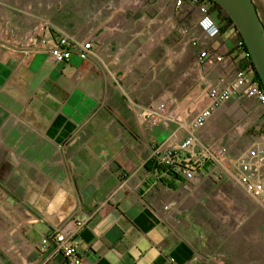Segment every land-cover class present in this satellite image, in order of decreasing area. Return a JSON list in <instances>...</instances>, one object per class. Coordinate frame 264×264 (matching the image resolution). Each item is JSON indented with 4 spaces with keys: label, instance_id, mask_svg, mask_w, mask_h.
Segmentation results:
<instances>
[{
    "label": "crops",
    "instance_id": "obj_1",
    "mask_svg": "<svg viewBox=\"0 0 264 264\" xmlns=\"http://www.w3.org/2000/svg\"><path fill=\"white\" fill-rule=\"evenodd\" d=\"M45 1L0 0V6L17 9L26 25H46L49 36L61 29L96 39V56L56 63L36 45L24 46L36 37L0 38V264H64L51 244L37 250L43 237L62 229L74 232L83 264H234L244 253L233 236L248 209L235 206L209 162L196 166L199 185L224 193L173 209L180 204L173 196L185 195L188 181L156 172L150 155L174 125L147 118L149 108L159 106L167 118L192 119L207 105L211 85L233 80L240 59L234 28L206 38L196 7L185 3L189 51L179 50L181 77L171 87L169 52L155 58L154 41L169 34L168 10L172 4L180 11L177 0H150L160 17L123 19L129 25L144 21L141 29L115 27L122 18L94 20L89 12L77 23L67 2ZM203 48L224 55L223 62L197 67ZM209 120L218 130L240 120L225 127L230 140L255 123L262 128L261 109L240 91Z\"/></svg>",
    "mask_w": 264,
    "mask_h": 264
},
{
    "label": "built area",
    "instance_id": "obj_2",
    "mask_svg": "<svg viewBox=\"0 0 264 264\" xmlns=\"http://www.w3.org/2000/svg\"><path fill=\"white\" fill-rule=\"evenodd\" d=\"M189 3L196 7L200 17L198 28L206 38L211 39L220 35V27L205 5L197 0H177L176 6ZM46 25H38L34 29L37 39L36 49L48 54L56 63L64 62L72 55L82 60L96 56L95 40L80 39L64 30H55V35L45 34ZM240 42L238 40L237 50ZM239 53V52H238ZM28 56V55H27ZM26 56V57H27ZM241 56V55H240ZM247 56L249 57L248 53ZM224 60V55L212 48H203L197 54V67L218 65ZM233 80L226 84L222 80L211 85L207 90V105L192 119L174 120L162 115L161 107L149 108L150 123H173L169 135L160 143L154 145L150 159L158 165L169 166L171 170L191 184L199 180L197 164L209 162L218 172L220 178H226L242 189L244 194L264 210V90L250 69L234 66ZM252 98L261 109L263 134L252 136L250 146L238 155H231L220 142L204 138L200 130L204 127L212 112L221 105L228 103L238 92ZM134 108L136 104L132 103ZM190 154L192 158L186 157ZM167 204L165 209H170ZM54 253H60L64 264H83L74 232L59 230L45 236L37 245L39 252H44L49 245Z\"/></svg>",
    "mask_w": 264,
    "mask_h": 264
},
{
    "label": "rangeland",
    "instance_id": "obj_3",
    "mask_svg": "<svg viewBox=\"0 0 264 264\" xmlns=\"http://www.w3.org/2000/svg\"><path fill=\"white\" fill-rule=\"evenodd\" d=\"M174 2V0H171ZM256 6L258 16L261 22L264 25V0H252ZM46 2L42 0V3ZM51 3L54 5H59L63 2H67L70 7L73 8L74 15L71 16L70 20L80 23L82 16H85L88 12L89 17L93 18L94 20L97 19L99 16H108L112 17L113 19H121L119 23L115 24V27L119 28H146V24L144 21H137L133 22L132 25L124 23V18L129 17L131 19H135L138 16H158L160 17L161 14H157V10L153 8H149L151 1L146 0L142 4L134 5L135 0H50ZM178 7V6H177ZM176 8V7H175ZM174 6L171 4L170 9L168 10L169 15V34L164 36L163 38L160 36L158 37L157 41H154V49H155V58L160 59L161 50L168 51L169 56V65L171 66L170 70V83L171 87L175 86L178 82V77H181V72L178 74L177 72V65H178V52L181 49H185V52L189 51V45L186 43V39L184 37V26L183 24L190 19V16L184 12L181 6H179L180 11H175ZM8 11V12H6ZM100 12V14H99ZM199 15V13H198ZM18 16H22L16 10L13 9H6L0 6V38L1 40H7V38H29L34 37V29L42 24L39 23L37 25H26L21 20L18 19ZM118 22V21H117ZM114 24V22L112 21ZM183 23V24H182ZM43 25V24H42ZM160 24L150 25L149 28L160 27ZM96 42V39H93ZM20 42V41H19ZM36 45V42L31 44H26L24 46L33 47ZM27 49V48H26ZM165 54V53H164ZM163 58H166L165 55ZM188 78V77H187ZM188 80V79H187ZM242 122L240 120L229 121L227 124L221 125L218 130L216 127L217 125L211 124L210 120L204 125V127L200 130V134L204 136V138L211 139L217 142L222 143L228 150V152L236 156L240 152L247 149L250 144L252 137H246V133L249 129H253L254 131H258L255 127H258L256 123L250 128L247 129L245 134L237 139H228L226 136L225 127L228 126L229 128H233V126H239ZM258 123V122H257ZM262 126V124H260ZM213 167V166H212ZM214 169V167H213ZM215 170V169H214ZM216 171V170H215ZM217 172V171H216ZM217 178L219 179V175L217 172ZM226 185L224 186L223 190L225 189L235 200V206L238 208V205H241V208L245 211L248 209L249 213L246 216H242L240 223H242L240 229L236 231L234 234V241L242 242L241 249L244 253V256L241 254L235 258L234 264H264V210L255 204L250 198H248L242 189L237 185L231 183L228 179L222 178ZM200 177L196 184H190L187 182L185 184L184 192L185 195H179L178 197L175 195L173 196L174 199L179 201L173 207L178 209L182 207L187 202H196V204H202L201 200L203 198H207V195L212 193H224L223 190H217V192H211V190H207V187H202L200 184ZM196 187V188H195ZM202 189V190H201ZM192 195V196H191ZM191 196V197H190ZM212 197V196H211ZM171 196L167 199V201L171 200ZM165 202V201H164ZM236 208V209H237ZM218 209V216L221 217L224 214H221ZM245 215V214H244ZM222 220H225V217H221ZM220 225V224H219ZM221 229L224 227H220ZM203 237L205 236L202 233ZM248 253V256L246 255ZM248 262V263H247Z\"/></svg>",
    "mask_w": 264,
    "mask_h": 264
},
{
    "label": "water",
    "instance_id": "obj_4",
    "mask_svg": "<svg viewBox=\"0 0 264 264\" xmlns=\"http://www.w3.org/2000/svg\"><path fill=\"white\" fill-rule=\"evenodd\" d=\"M228 16L244 43L264 90V25L252 0H212Z\"/></svg>",
    "mask_w": 264,
    "mask_h": 264
},
{
    "label": "trees",
    "instance_id": "obj_5",
    "mask_svg": "<svg viewBox=\"0 0 264 264\" xmlns=\"http://www.w3.org/2000/svg\"><path fill=\"white\" fill-rule=\"evenodd\" d=\"M197 3L207 6V8L209 9V12L214 15V18L219 23H221L223 25V27L220 28V31H223L224 27H227V26L233 27L231 20L228 18V16L221 10V8L215 2H213L212 0H197ZM235 32L237 33L236 30H235ZM237 35H238V33H237ZM238 40L240 42L238 52L241 56H240V59H239L237 65H239L242 68L250 69L251 72L253 73L254 77L259 81V78H258V76H257V74L253 68V65L250 61V58L247 56V51L245 49L244 43L241 40V38L239 37V35H238ZM261 134H263V132L260 129L257 132H255L253 129H249L246 133V137L259 136ZM151 162H152L153 169L156 172L166 173L170 177H172L176 180H180L179 175L174 173L169 166L158 165L154 160H151ZM146 168L150 169L149 167H146Z\"/></svg>",
    "mask_w": 264,
    "mask_h": 264
}]
</instances>
